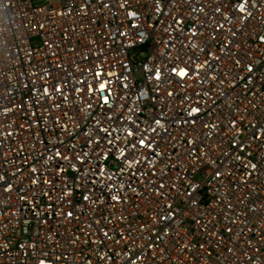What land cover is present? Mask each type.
I'll return each instance as SVG.
<instances>
[{
  "label": "built area",
  "instance_id": "obj_1",
  "mask_svg": "<svg viewBox=\"0 0 264 264\" xmlns=\"http://www.w3.org/2000/svg\"><path fill=\"white\" fill-rule=\"evenodd\" d=\"M0 264H264V0H0Z\"/></svg>",
  "mask_w": 264,
  "mask_h": 264
},
{
  "label": "snow or ice",
  "instance_id": "obj_2",
  "mask_svg": "<svg viewBox=\"0 0 264 264\" xmlns=\"http://www.w3.org/2000/svg\"><path fill=\"white\" fill-rule=\"evenodd\" d=\"M242 7V6H241Z\"/></svg>",
  "mask_w": 264,
  "mask_h": 264
}]
</instances>
